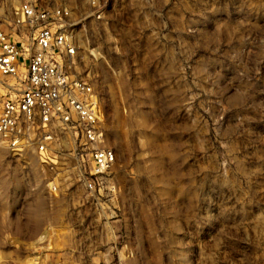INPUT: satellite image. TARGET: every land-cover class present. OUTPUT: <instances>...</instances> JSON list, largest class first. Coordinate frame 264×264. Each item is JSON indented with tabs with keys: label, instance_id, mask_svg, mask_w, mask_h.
<instances>
[{
	"label": "rangeland",
	"instance_id": "1",
	"mask_svg": "<svg viewBox=\"0 0 264 264\" xmlns=\"http://www.w3.org/2000/svg\"><path fill=\"white\" fill-rule=\"evenodd\" d=\"M64 7L98 94L112 190L53 193L0 144V264H264V0Z\"/></svg>",
	"mask_w": 264,
	"mask_h": 264
},
{
	"label": "built area",
	"instance_id": "2",
	"mask_svg": "<svg viewBox=\"0 0 264 264\" xmlns=\"http://www.w3.org/2000/svg\"><path fill=\"white\" fill-rule=\"evenodd\" d=\"M92 17L100 8L90 0ZM69 11L24 2L0 24V144L49 171L51 192L112 190L98 94L76 71Z\"/></svg>",
	"mask_w": 264,
	"mask_h": 264
}]
</instances>
